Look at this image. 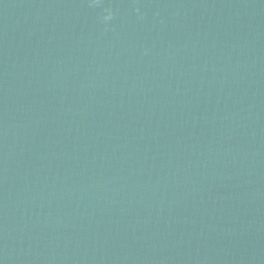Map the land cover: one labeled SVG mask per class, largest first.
I'll return each instance as SVG.
<instances>
[{
	"label": "water",
	"instance_id": "obj_1",
	"mask_svg": "<svg viewBox=\"0 0 264 264\" xmlns=\"http://www.w3.org/2000/svg\"><path fill=\"white\" fill-rule=\"evenodd\" d=\"M0 264H264V0H0Z\"/></svg>",
	"mask_w": 264,
	"mask_h": 264
}]
</instances>
